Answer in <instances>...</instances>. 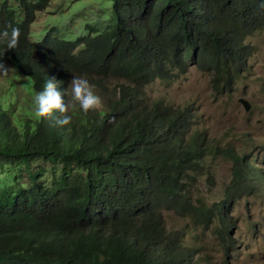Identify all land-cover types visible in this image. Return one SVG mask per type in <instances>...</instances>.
I'll return each instance as SVG.
<instances>
[{"label":"trees","instance_id":"obj_1","mask_svg":"<svg viewBox=\"0 0 264 264\" xmlns=\"http://www.w3.org/2000/svg\"><path fill=\"white\" fill-rule=\"evenodd\" d=\"M16 1L0 0V29H19L15 49L0 45L14 69L0 92V264H199L201 246L166 227L169 212L191 228L214 225L230 249L226 208L257 178L252 157L209 138L191 104L150 101L145 88L190 64L209 71L216 90L231 88L251 55L247 37L264 29V0H109L111 16L87 24L88 34L51 27L38 40L30 27L51 0ZM72 76L89 80L96 108L72 100ZM49 78L65 91L69 125L34 114ZM16 82L28 93L22 104L9 102ZM208 155L232 160L211 205L192 198L199 175L210 177Z\"/></svg>","mask_w":264,"mask_h":264},{"label":"rangeland","instance_id":"obj_2","mask_svg":"<svg viewBox=\"0 0 264 264\" xmlns=\"http://www.w3.org/2000/svg\"><path fill=\"white\" fill-rule=\"evenodd\" d=\"M8 4L18 2L8 0ZM110 11L109 0H51L36 13L30 27L35 34L30 38H42L51 27H56V33L65 37L88 34L85 26L109 19ZM246 42L251 46V55L231 88L216 90L211 73L192 64L176 79H156L145 88L150 101L161 99L174 106L191 104L198 115L197 126L205 128L208 137L221 145L245 154L247 159L251 156L257 170V178L251 176L248 189L233 196L226 208L227 218L233 223L234 238V244L227 251L219 236L214 235V225L209 229H195L189 226L188 218L165 213L168 229H183L185 243L201 246L199 255L203 261L199 264H264V29L254 30ZM5 67L7 71H0V92L7 86L8 72L14 71L10 65ZM23 97L27 98L28 93L16 82L9 102L15 99L22 104ZM238 98L246 99L249 107L238 102ZM205 165L211 172L210 177L206 180V175H199L192 198L211 205L224 196L232 178V160L225 155H208ZM211 224L219 225V222L215 219Z\"/></svg>","mask_w":264,"mask_h":264},{"label":"clouds","instance_id":"obj_3","mask_svg":"<svg viewBox=\"0 0 264 264\" xmlns=\"http://www.w3.org/2000/svg\"><path fill=\"white\" fill-rule=\"evenodd\" d=\"M19 29L16 26L0 29V45L5 49H15L18 44ZM0 52V56H2ZM2 61H0V71H7ZM71 98L78 102L79 108L87 112L96 108L100 103V97L93 92L89 80L84 76H72L71 78ZM239 99V98H238ZM239 102V101H238ZM34 114L37 117H46L54 114V125L63 127L69 125L72 117L67 113L69 104L67 103L65 91L57 85L54 78L47 79L43 87L36 91L32 97Z\"/></svg>","mask_w":264,"mask_h":264},{"label":"water","instance_id":"obj_4","mask_svg":"<svg viewBox=\"0 0 264 264\" xmlns=\"http://www.w3.org/2000/svg\"><path fill=\"white\" fill-rule=\"evenodd\" d=\"M238 101L243 103L245 105V107H249V105H250L249 102L244 98H239Z\"/></svg>","mask_w":264,"mask_h":264}]
</instances>
